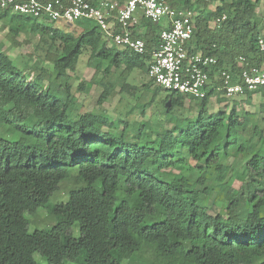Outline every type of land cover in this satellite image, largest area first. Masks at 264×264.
Listing matches in <instances>:
<instances>
[{
    "label": "trees",
    "instance_id": "1",
    "mask_svg": "<svg viewBox=\"0 0 264 264\" xmlns=\"http://www.w3.org/2000/svg\"><path fill=\"white\" fill-rule=\"evenodd\" d=\"M165 1L197 12L190 52L217 58L235 83L244 67L239 57L245 67L264 66V0ZM41 21L0 9V29L14 46H22L18 38L27 30L39 37L27 74L0 48V130H12L0 137V264H40L35 254L45 264H264V129L255 115L210 114L212 97L228 102L221 92L194 100L158 87L166 92L164 114L150 134L144 125L135 129L131 116L141 106L145 117L151 104L135 97L155 83L137 88L128 80L137 71L149 77L166 20L142 17L133 29L146 43L144 55L116 47L92 21L76 23L71 33ZM84 55L95 73L78 92L99 87L102 106L115 92L113 77L122 78L120 92L134 106L125 117L78 108L69 73ZM255 93L264 95V88L239 96L250 104ZM187 100L197 101L190 121ZM223 156L240 162L241 176L230 175ZM190 161L205 172L196 182ZM178 167L181 176L167 171ZM63 183L67 201L51 205ZM40 210H48L51 223L31 231L28 216Z\"/></svg>",
    "mask_w": 264,
    "mask_h": 264
},
{
    "label": "built area",
    "instance_id": "2",
    "mask_svg": "<svg viewBox=\"0 0 264 264\" xmlns=\"http://www.w3.org/2000/svg\"><path fill=\"white\" fill-rule=\"evenodd\" d=\"M0 9L12 14L74 25L92 21L121 49L138 55L147 53L146 43L133 36V29L142 17L158 22L166 20L167 27L159 36L158 48L151 54L149 77L160 88L188 99L201 100L211 90L224 93L227 98L244 95L264 88V66H247L239 57L242 71L239 81L215 57L191 53L194 41V14L171 7L165 0H0ZM227 16L218 17L214 26ZM118 26V27H116ZM264 49V41H260Z\"/></svg>",
    "mask_w": 264,
    "mask_h": 264
},
{
    "label": "rangeland",
    "instance_id": "3",
    "mask_svg": "<svg viewBox=\"0 0 264 264\" xmlns=\"http://www.w3.org/2000/svg\"><path fill=\"white\" fill-rule=\"evenodd\" d=\"M194 15L197 14V12L193 13ZM44 25L58 28L62 33H71L78 29L77 25H67L62 22H53L51 20H42L41 21ZM39 40V37L33 36L29 30L24 32L22 35L19 36L18 41H20L22 46L16 47L12 44V42L7 38V31H4L0 29V48L3 49L5 53L10 54L14 59L15 63L18 67H22L27 74L33 63L34 59H30L29 53H33L37 41ZM27 41H29L27 43ZM88 55H84L77 67L76 73H69L70 75V81L69 84L72 86V92L77 97V106L80 110H86V111H92L95 110L100 114L107 115L112 120L116 119L120 114H123L122 116L125 117V114L128 113V110H130L132 107H134L132 104H129V102H133L131 100V95H128L126 93H121V87L124 84V81L122 78L118 76L113 77V81L116 84L115 92L113 96L110 98V100L106 103H104L102 106L98 105V99L102 92V90L99 87L94 86L91 90V92L86 94H81L78 92L77 88L79 85L86 81L89 82L92 80L95 70L92 66L88 64ZM104 66H107V63L104 64ZM46 67L56 76V71L54 70V67L51 63L46 64ZM150 81V78L148 76H145L141 72L137 71L135 72L132 77H130V80L128 82L132 86H136L137 88H142V86L145 83H148ZM66 81L63 80L62 84H65ZM160 89V88H159ZM170 93V92H169ZM126 94V95H125ZM138 93V95L135 97V99L138 98V101L141 105H147L151 102V104L145 109V117L141 115L139 110L141 109V106L138 107V109L135 110L133 113L134 115L131 116L130 119H135V123L133 128H137L141 125H144L147 129L148 134L151 133V127L154 120H157L158 116L161 114H164L163 106L160 101L163 100L166 96V92L159 91L158 87L154 84L149 91H146L144 93ZM253 98L251 103L249 104L244 96H235L232 98L227 99V103H219L216 101L215 97L211 98V102L209 105V113L210 114H217L220 112H225L226 116L225 119H228L230 116V112L232 109H236V111L239 113L241 117H245L246 113H250L255 115L254 120H257L256 123L259 127L264 129V95L262 93H255L253 94ZM197 101L193 102L190 100H187L185 102V108L188 109V112L185 113L187 120L190 121L198 113L197 110ZM178 113V112H177ZM129 117V116H128ZM253 119H251L250 125L253 123ZM167 129L172 128V124L166 125ZM122 129L121 126H119L120 130ZM6 133H12V130L9 128L6 130V128H3L0 130V137L5 136ZM249 139V138H247ZM251 141H254L253 138H250ZM184 153V157L188 159V155L186 152L182 151ZM223 159L225 160L226 164L231 167L230 175L232 176H241L242 175V168L239 161L234 160L232 158H225L223 156ZM191 162V161H190ZM192 163V162H191ZM194 163L191 164V169L189 172V176L192 179L193 182H196L197 179L203 175H205V172L198 171L194 168ZM169 174H172L174 176H181V170L180 168L175 169H169L167 170ZM216 180H218L217 177H215ZM68 184L63 183L60 186L59 192L53 197V199L50 201V204H61L67 201V193L65 190L68 188ZM216 196V193H214L213 197ZM110 197L108 196V199ZM30 220V230L33 231L35 229L34 227H37L39 229L46 228L51 223V218L48 213V210H40L35 216H28ZM75 236H79L78 234V228L74 229ZM35 259L40 264H45L44 258L40 257L39 254H35ZM71 264V263H70Z\"/></svg>",
    "mask_w": 264,
    "mask_h": 264
},
{
    "label": "crops",
    "instance_id": "4",
    "mask_svg": "<svg viewBox=\"0 0 264 264\" xmlns=\"http://www.w3.org/2000/svg\"><path fill=\"white\" fill-rule=\"evenodd\" d=\"M116 27H118V26H116ZM121 49V48H120ZM156 85V84H155ZM157 86V85H156ZM158 87V86H157Z\"/></svg>",
    "mask_w": 264,
    "mask_h": 264
}]
</instances>
